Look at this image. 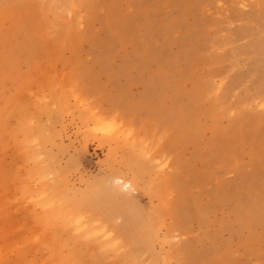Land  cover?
I'll return each mask as SVG.
<instances>
[{
  "label": "rangeland",
  "instance_id": "rangeland-1",
  "mask_svg": "<svg viewBox=\"0 0 264 264\" xmlns=\"http://www.w3.org/2000/svg\"><path fill=\"white\" fill-rule=\"evenodd\" d=\"M0 264H264V0H0Z\"/></svg>",
  "mask_w": 264,
  "mask_h": 264
},
{
  "label": "bare ground",
  "instance_id": "bare-ground-1",
  "mask_svg": "<svg viewBox=\"0 0 264 264\" xmlns=\"http://www.w3.org/2000/svg\"><path fill=\"white\" fill-rule=\"evenodd\" d=\"M60 97H61V96H60ZM61 98H62V97H61ZM61 101H62V100L58 99V102H57V103L60 104ZM63 105H64V104H63ZM63 105H62V106H63ZM62 108H64V107H62ZM65 108H66V106H65ZM55 109H56V108H55ZM52 116H53V115H52ZM55 179H57V178H55ZM58 180H59V179H58ZM36 236H37V235H36ZM38 238H39V237H37V239H38ZM35 239H36V238H35ZM31 240H32V239H31ZM34 243H35V242H34Z\"/></svg>",
  "mask_w": 264,
  "mask_h": 264
}]
</instances>
